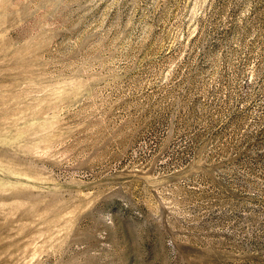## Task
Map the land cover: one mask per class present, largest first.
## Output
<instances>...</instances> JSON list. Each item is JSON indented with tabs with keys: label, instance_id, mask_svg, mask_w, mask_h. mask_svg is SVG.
Returning a JSON list of instances; mask_svg holds the SVG:
<instances>
[{
	"label": "rangeland",
	"instance_id": "374dc122",
	"mask_svg": "<svg viewBox=\"0 0 264 264\" xmlns=\"http://www.w3.org/2000/svg\"><path fill=\"white\" fill-rule=\"evenodd\" d=\"M0 264H264V0H0Z\"/></svg>",
	"mask_w": 264,
	"mask_h": 264
}]
</instances>
